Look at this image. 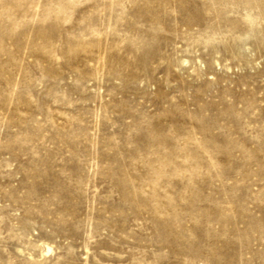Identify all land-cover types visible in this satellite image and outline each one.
<instances>
[{"label":"rangeland","instance_id":"obj_1","mask_svg":"<svg viewBox=\"0 0 264 264\" xmlns=\"http://www.w3.org/2000/svg\"><path fill=\"white\" fill-rule=\"evenodd\" d=\"M0 264H264V0H0Z\"/></svg>","mask_w":264,"mask_h":264},{"label":"bare ground","instance_id":"obj_2","mask_svg":"<svg viewBox=\"0 0 264 264\" xmlns=\"http://www.w3.org/2000/svg\"><path fill=\"white\" fill-rule=\"evenodd\" d=\"M48 250H50V248H48Z\"/></svg>","mask_w":264,"mask_h":264}]
</instances>
